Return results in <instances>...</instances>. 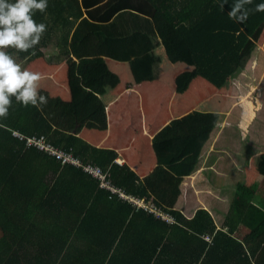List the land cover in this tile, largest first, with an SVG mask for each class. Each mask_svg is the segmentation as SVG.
<instances>
[{
    "label": "trees",
    "instance_id": "1",
    "mask_svg": "<svg viewBox=\"0 0 264 264\" xmlns=\"http://www.w3.org/2000/svg\"><path fill=\"white\" fill-rule=\"evenodd\" d=\"M260 2L250 0L247 20L237 23L228 15L234 0H48L44 12L33 13L46 26L35 46H53L66 57L70 43L90 34L111 40L137 32L157 36L159 13L190 50L193 67L184 73L190 78L182 88L202 77L221 89L261 38L264 11L255 10ZM82 8L90 11L84 15ZM119 24L127 28L119 30ZM15 50L5 49L10 55ZM40 134L57 147L72 148L84 163L110 168L115 186L151 199L137 172L116 162V150L55 128L39 106L13 97L0 117V264H255L264 235V197L254 201L246 172H238L228 200H218L213 213L200 209L188 218L164 207L175 219L168 223L111 197L83 167L61 164L29 146L28 137ZM240 226L249 229L243 238L235 235Z\"/></svg>",
    "mask_w": 264,
    "mask_h": 264
},
{
    "label": "crops",
    "instance_id": "2",
    "mask_svg": "<svg viewBox=\"0 0 264 264\" xmlns=\"http://www.w3.org/2000/svg\"><path fill=\"white\" fill-rule=\"evenodd\" d=\"M82 11L86 15L90 10L82 8ZM154 25L157 37L137 32L111 40L90 34L81 43H70L67 58L60 62L59 57L45 58L44 49L37 46L27 52L15 50L11 56L22 68L40 74L37 90L47 97V103L39 107L55 128L94 147L116 150V162L128 163L137 172L151 194L149 201L179 210L188 218L200 209L213 213L218 200L226 201L224 192L228 190L214 187V179L221 178L219 165L208 160L204 165L183 163L182 158L190 153L193 142L196 143L192 155H200L204 149V154L208 150V158L216 156L220 151L216 142L222 140L230 124L242 132L232 116L239 111L241 122L247 125L251 111L255 112L254 117L260 111L259 104L262 106L264 102V42L260 38L251 53L242 55L239 70L221 89L202 77L188 80L182 88L186 78L182 76L183 68L175 70L167 61L159 62L156 54L159 48L152 46L155 38L159 40L158 29L167 28L170 33L165 36L169 40L174 33L159 13ZM117 27L127 28L123 24ZM176 39L179 48L190 55L188 46L178 36ZM146 44L151 46L144 49ZM221 112L225 119L218 120ZM207 133L209 141L204 137ZM174 139L179 140L176 143L181 147L177 152V145L168 144ZM252 155L262 156V151ZM167 165L171 167L167 169ZM186 176L191 178L189 198L182 192L184 182L188 183ZM182 195L184 200L180 201ZM261 196L264 197V190L259 200ZM240 228L247 230L246 235L249 233L248 228ZM261 240L262 248L254 261L264 264V235Z\"/></svg>",
    "mask_w": 264,
    "mask_h": 264
},
{
    "label": "rangeland",
    "instance_id": "3",
    "mask_svg": "<svg viewBox=\"0 0 264 264\" xmlns=\"http://www.w3.org/2000/svg\"><path fill=\"white\" fill-rule=\"evenodd\" d=\"M158 30H159V40L157 38H155V42L152 45L153 47L156 46L157 49L159 48L158 52H156V54H159V58H157V59L159 60V62L167 61V64L170 65V68H173L175 70L183 68V69H181V71H183L182 72V76H183L184 73L186 71H188V69H190V68L192 69V67H193L192 65H190L189 54H186L184 49L179 48L178 39H176L177 38L176 33H174V36L172 37V39L169 40V36H167V37L165 36V35H168V33H170L167 28L158 29ZM263 33H264V31H263ZM263 35L261 37L262 43L264 42V36ZM154 37H157V36H154ZM160 40H161V42H160ZM179 40L181 43H183V41L181 39H179ZM101 41H102V45H103V40L101 39ZM46 46H48V47H46L44 49V57L45 58H50L52 56L59 57V59H57V61L59 60V62L62 61V59L64 60L67 58V57L65 58V56L63 57L62 54H60L59 50L56 52L55 47L53 48V46H49V45H46ZM144 46H146V47H143V48L147 49L148 46L149 47L151 46V44H146ZM262 46L264 47L263 44H262ZM175 49H178L181 52L182 56L179 55V53ZM69 63L72 64V60H70ZM164 74L168 75V73H166V72ZM189 78L190 77H186L185 79H189ZM130 82H131L132 86H134L135 83H133L132 81H130ZM131 84H129V88H130ZM127 86H128V82H127ZM244 86H245V84H244ZM259 110L260 111L258 113H256V116L255 117L253 116V118L256 120L253 121V118H252L249 121V119H247L248 120L247 125L246 124L244 125L245 121L241 122L242 113H240L239 111L233 116L230 115V117L232 116V119H233L232 121L234 122V124L239 126V127H242V132H240L236 126H234L233 124H230L228 126L227 132L223 136L222 140L216 142V147H220V151L216 156H211L210 158H208V153H207L208 150L204 154L203 153L204 149L200 153V155H198L199 153H197V155H196V153L192 155L191 153L194 152L193 145L196 143V142H193L191 145L192 149H191L190 153L186 154L182 158V160H184L183 163L193 162V163H198L200 165L202 163V165H204L205 160H208V162L212 161L213 163L218 164L219 165V169H218L219 174H221V178L224 182L221 183V178L219 176L218 179L217 178L214 179L215 181L213 182V184H214V187L215 186H222L223 188L226 187L228 189L226 192H224V194L226 193V197H225L226 200H228V198H229V196L227 195L228 192H231V189L228 187L231 186L234 188V181H236L238 179L236 177L238 172H239V175L242 174L243 176H244V172H246V174L249 176L248 185L251 187H254L255 192H256V195L254 197V201L258 200V198L261 194L263 195V190H264V159H263V157H264V102H263V105L261 106V109H259ZM223 116H224V113L221 112L218 120L225 119V117H223ZM235 117H236V120L234 119ZM218 120L216 119V121H218ZM243 128H245V129H243ZM248 134H249V136H248ZM208 135H209L208 133L206 135L204 134V137L209 138L210 136H208ZM258 136H260L262 138L261 141L258 139ZM229 138H235L237 140L236 141L237 143L228 142ZM210 139L211 138H209L208 141ZM176 141H179V140L174 139V140L168 142V144H170V145L172 144V147H176V145H177V149L175 150L177 152L181 147H179L180 146L179 142L177 144ZM168 144L165 143L164 145H168ZM217 145H219V146H217ZM259 151H262L263 157L260 155L254 157L256 154L252 155V154L259 152ZM160 153H164V152L160 151ZM246 155H250L248 160H245L247 157ZM259 159H262L261 162H259ZM199 166H196V169H198ZM234 166L235 167L237 166V168H235ZM170 167L171 166L167 165L166 168L168 169ZM172 172H175L174 168H172ZM224 172L227 176L224 174ZM215 177H217V176H214L213 178H215ZM185 179L188 180V183L184 182L185 187L182 188V192L184 193V197L189 198L190 194H191L190 183H189L190 181L189 180L191 178L186 176ZM233 196H235V198H236V195H233ZM184 197L182 195V198L180 201L184 200ZM243 203L246 204V202H243ZM217 218H218V216H217ZM217 218H216L215 222L219 226ZM246 233H247V230L245 228L241 229L239 227L237 232L235 233V235L240 237V238H243L246 235ZM254 263L260 264L259 262H256V261H254Z\"/></svg>",
    "mask_w": 264,
    "mask_h": 264
},
{
    "label": "clouds",
    "instance_id": "4",
    "mask_svg": "<svg viewBox=\"0 0 264 264\" xmlns=\"http://www.w3.org/2000/svg\"><path fill=\"white\" fill-rule=\"evenodd\" d=\"M247 3L250 0H234L228 11L229 18L237 23L245 22L248 17ZM47 5L48 0H0V117L7 115L13 97L23 105L47 103V97L38 94L37 90L40 74L22 68L5 51L9 47L21 52L34 50L46 26L43 22H36L33 13L35 10L44 12ZM255 10L264 11V0L255 5Z\"/></svg>",
    "mask_w": 264,
    "mask_h": 264
},
{
    "label": "built area",
    "instance_id": "5",
    "mask_svg": "<svg viewBox=\"0 0 264 264\" xmlns=\"http://www.w3.org/2000/svg\"><path fill=\"white\" fill-rule=\"evenodd\" d=\"M16 135H20L22 138H27L26 135H22L18 132ZM28 145L35 146L40 151L56 157L61 164L69 163L75 166L83 167V169L88 172L91 177L97 180L99 188L106 189L111 193V197H117L122 201L131 203L138 210L144 209L148 213L153 214L157 218H160L168 223L174 222L173 216L166 212L163 207L157 205L154 201H147L146 199L130 194L124 188L115 186L111 181L110 168L104 169L101 166L92 164L91 162L84 163L83 160L74 153L72 148L67 150L63 147H57L44 134L28 137ZM207 239L211 240V237L207 236Z\"/></svg>",
    "mask_w": 264,
    "mask_h": 264
}]
</instances>
